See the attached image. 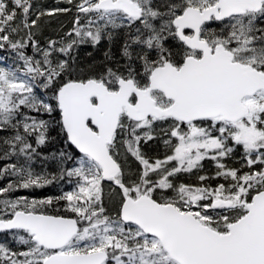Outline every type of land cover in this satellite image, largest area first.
<instances>
[{
  "label": "snow or ice",
  "instance_id": "snow-or-ice-1",
  "mask_svg": "<svg viewBox=\"0 0 264 264\" xmlns=\"http://www.w3.org/2000/svg\"><path fill=\"white\" fill-rule=\"evenodd\" d=\"M75 7L76 26L42 48L32 29L69 9L30 19L32 0H0V49L7 44L23 62L0 66V130L15 131L2 141L4 156L24 157L0 170L17 177L0 195L56 179L32 170L37 148L28 137L44 145L50 122L25 108L57 113L67 144L59 159L75 165L61 166L60 176L77 178L56 198L74 217L38 211L52 197L0 199V230L22 231L27 245L22 252L0 245V264H264V167L253 170L264 165V0H79ZM23 30L40 59L25 54L24 38H12ZM117 33L123 63L109 49L102 64L80 67L75 48ZM157 122L169 123L160 129L170 152L163 159L142 150ZM236 146L247 172L220 162ZM206 158L225 183L206 186L204 175L198 185L175 182Z\"/></svg>",
  "mask_w": 264,
  "mask_h": 264
},
{
  "label": "trees",
  "instance_id": "trees-1",
  "mask_svg": "<svg viewBox=\"0 0 264 264\" xmlns=\"http://www.w3.org/2000/svg\"><path fill=\"white\" fill-rule=\"evenodd\" d=\"M33 3V0H32ZM74 9H71L70 11L62 14L65 18V20H62V25H70L73 20V12ZM70 14L68 16V14ZM31 18V17H30ZM119 37V36H118ZM35 38V36H34ZM26 46L23 49L26 55L31 56L32 55V45L30 42L27 41V36L25 39ZM112 48H110L111 53L113 55L114 59L121 60V63H123L122 58L120 57V51L118 49L119 40L115 39L113 41ZM106 49V48H105ZM103 50L102 45L99 44L95 49L90 50L87 52L88 54L84 55L82 54L80 57V54L78 55L79 60L77 58V62L80 65L81 68H87L89 65H100L105 61V55L99 52H102ZM109 51V49L107 50ZM105 51V52H107ZM83 53H86L83 50ZM77 56V54H76ZM75 56V57H76ZM87 57V58H85ZM0 63L3 64L5 67H22V65H19V60L17 56L16 50H13L10 48L7 44H5V47L3 49H0ZM49 96L51 93H48ZM38 114V119H43L49 121V129H48V140L44 145H36L35 143V134L30 135L28 137L29 142L33 144V147L37 148V154H34L33 159L31 161V164H41V163H58L60 166L64 167H73L75 166L71 161H68L66 163H63L59 159V152L63 150L65 147H67L66 141L64 139V134L60 131L59 126L55 123V120L59 119V116L57 113H52L51 115L47 113H36ZM21 133H23L22 128L20 129ZM14 130L12 129H5L0 130V145L4 146L2 141L6 137H11L14 134ZM154 136L156 137L152 141H149L147 144H142V150L151 158L156 159H163L166 154H170L168 149L165 145H163L164 139L166 137L162 136V133L157 128L154 131ZM69 151H72L71 148H69ZM22 156V155H21ZM55 156V158H53ZM22 164L24 163V157H21ZM221 163H224L229 168H237L241 170V173L249 171L247 165H246V157L244 154V150L242 146H236L234 148L233 153L223 158ZM50 163V164H51ZM32 170L36 174L40 175H47L49 179L52 178L53 175L56 176V179L52 180L50 184H45L43 186H34L30 187L28 189L24 188H18L14 191L10 192L9 195H17V199L19 198H25L29 202L32 200H43L47 199L48 197L53 198V202L50 205H45L40 208H38V211H43L46 214H53V215H63V216H73L74 214L67 210V201L65 200H57V197H61L64 195V193L73 191L76 188V180L75 177H67L64 175L63 177L60 176V170H56L55 172H48V171H41L35 169V166H31ZM260 167H264V165H255L253 166V170H258ZM4 169L1 168L0 170ZM217 171L216 168V161L211 160L210 158H206L201 162V168L194 169L191 173H180L177 175L175 182L176 183H186V184H193L198 185L200 184V181L198 180V177L201 175L210 177L209 180H207L205 183L206 186L216 187L220 183H225V180L222 177H216L215 173ZM17 180V177L12 175H5L0 177V184L2 187H6L9 182H15ZM105 184V183H104ZM0 185V186H1ZM104 187V185H103ZM106 188L104 187V198L106 202ZM168 195H171L169 192ZM2 197H5L4 195H0ZM106 205V203H105ZM107 207V205H106ZM108 208V207H107ZM3 206L0 205V212H2ZM10 213V209L8 210ZM109 214H114L109 211ZM20 235H25L20 230H14L11 232H1L0 233V245H4L10 251L12 252H22L27 250V245H23L19 242L18 237Z\"/></svg>",
  "mask_w": 264,
  "mask_h": 264
},
{
  "label": "rangeland",
  "instance_id": "rangeland-1",
  "mask_svg": "<svg viewBox=\"0 0 264 264\" xmlns=\"http://www.w3.org/2000/svg\"><path fill=\"white\" fill-rule=\"evenodd\" d=\"M65 2H68V0H33V10H32V14H31V18L30 19H35L36 18V15H37V12L38 11H49V10H52V9H56V8H64L62 7ZM69 9V8H68ZM65 12H59V13H54L52 16H44V17H41L40 21L38 22L39 23V27L38 28H33L32 31L34 33V36H35V39L39 42V45L40 47H46L47 46V42L51 39H56V40H60L61 38H65L66 37V34L69 33V31H71L73 28H68V25H62V20H65L66 17H64L62 14H64ZM26 32L27 30H23L21 31V33L19 35H15L13 36L12 38L13 39H16V40H19L21 38H24L26 39ZM113 41L112 43L104 50H101L102 52H99V53H102V54H105V51H107L108 49L112 48V45H113ZM123 41L121 42V40H119V44H118V49L120 51V48H121V45H122ZM82 48V46H79ZM32 55L31 56H34L36 59H40V54L35 52L33 46H32ZM76 48L74 49L72 55L73 56H76V58H78L79 60V57L78 55L80 54V57L82 54L86 55L88 54L87 52H89V50L87 48H82L81 52H75ZM83 50L86 52V53H83ZM87 58V57H85ZM23 64L22 61L19 60V65L21 66ZM0 66H4L3 64L0 63ZM5 67V66H4ZM39 92H44L43 89H39ZM45 95L49 96L48 93H45ZM22 111H24L27 115H30V116H35L37 119H38V114H36V112L34 111H30L28 109H22ZM169 126V123L167 122H159V125L155 127V129L157 128H167ZM23 130V129H22ZM15 134V132H14ZM163 145L164 144V141H163ZM4 151H5V146H1L0 145V169L1 168H5L6 165H9V164H22V159H21V155H18V156H10V157H5L4 156ZM129 160L131 162V157H129ZM51 163V162H50ZM41 163V164H31V166H35V169L37 170H41V171H48V172H55L56 170H60L61 166L54 162V163ZM135 166V165H134ZM1 185V184H0ZM107 185V186H106ZM104 186H106V205L107 207L111 210V212L113 213L114 212V202L112 201H109L108 200V192H109V184H106ZM2 187V185L0 186ZM5 196V195H4ZM0 199H17V195L14 194V195H9V193L5 196V197H2L0 196ZM118 199V197H117ZM0 214H2L0 212Z\"/></svg>",
  "mask_w": 264,
  "mask_h": 264
},
{
  "label": "flooded vegetation",
  "instance_id": "flooded-vegetation-1",
  "mask_svg": "<svg viewBox=\"0 0 264 264\" xmlns=\"http://www.w3.org/2000/svg\"><path fill=\"white\" fill-rule=\"evenodd\" d=\"M212 27H213V28H218V27H219V25H218V24H213V25H212ZM106 41L108 42V40H107V39H106Z\"/></svg>",
  "mask_w": 264,
  "mask_h": 264
},
{
  "label": "water",
  "instance_id": "water-1",
  "mask_svg": "<svg viewBox=\"0 0 264 264\" xmlns=\"http://www.w3.org/2000/svg\"><path fill=\"white\" fill-rule=\"evenodd\" d=\"M74 148V146H72ZM78 153V150H75ZM0 231H9V230H0Z\"/></svg>",
  "mask_w": 264,
  "mask_h": 264
},
{
  "label": "bare ground",
  "instance_id": "bare-ground-1",
  "mask_svg": "<svg viewBox=\"0 0 264 264\" xmlns=\"http://www.w3.org/2000/svg\"><path fill=\"white\" fill-rule=\"evenodd\" d=\"M122 42V41H121Z\"/></svg>",
  "mask_w": 264,
  "mask_h": 264
}]
</instances>
